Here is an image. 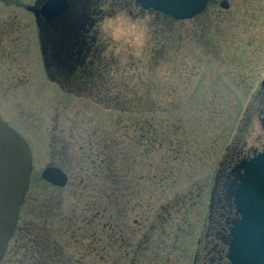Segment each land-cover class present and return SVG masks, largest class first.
Returning <instances> with one entry per match:
<instances>
[{"label": "rangeland", "instance_id": "1", "mask_svg": "<svg viewBox=\"0 0 264 264\" xmlns=\"http://www.w3.org/2000/svg\"><path fill=\"white\" fill-rule=\"evenodd\" d=\"M84 1L89 39L62 70L29 11L37 0H0V119L33 157L0 264H229L211 201L235 161L264 150V0H212L185 21ZM118 11L148 21L139 54L102 29ZM48 167L65 187L41 178Z\"/></svg>", "mask_w": 264, "mask_h": 264}, {"label": "water", "instance_id": "2", "mask_svg": "<svg viewBox=\"0 0 264 264\" xmlns=\"http://www.w3.org/2000/svg\"><path fill=\"white\" fill-rule=\"evenodd\" d=\"M142 8L153 10L174 20H191L203 13L208 0H134ZM227 8L226 3H221ZM67 0H48L38 11L52 20L66 13ZM264 85V83H263ZM244 173L236 186L234 204L241 215L231 230L228 248L231 264H264V153L244 162ZM33 157L25 139L7 122L0 119V263L3 261L18 225L21 207L29 190ZM41 178L63 188L67 175L59 168L48 167Z\"/></svg>", "mask_w": 264, "mask_h": 264}, {"label": "flooded vegetation", "instance_id": "3", "mask_svg": "<svg viewBox=\"0 0 264 264\" xmlns=\"http://www.w3.org/2000/svg\"><path fill=\"white\" fill-rule=\"evenodd\" d=\"M46 1L48 0H37V2L34 4V7L39 11ZM211 1L212 0H208V7ZM67 2H68V9L66 13L59 16L58 18H54L52 20H46L41 15H39L38 18H35L37 27L40 29L41 32H44L43 35L41 33V41H43L42 43L50 44L49 46L50 48H57L58 51L63 49L66 53L67 51L72 52L75 48H82V46L85 47V44L89 39L88 35L90 34V30H91L89 28L92 26L90 21L87 22L86 20V25H85L80 20L81 19L80 17L82 15L80 16L79 12H85V8H86L84 0H67ZM132 2H134L137 6H139L135 1ZM145 11L148 12L152 10H145ZM72 21L74 22L72 25L66 23ZM87 25L90 27L87 28L88 27ZM54 43H57L58 46L54 47L53 46ZM57 54L58 53L52 51L49 52L53 64H54V60L57 58ZM263 83H264V79H262L260 82V91L264 94ZM260 153L261 154L264 153V150L259 152V154ZM241 166L242 164H240V159L239 161H235L233 163L232 166L233 168L230 172V176L228 177L230 186H228V188L223 192V197H222L223 201L217 203L211 201L212 204H217L218 209L221 210L219 211L220 212L219 217L224 222L218 223L219 226L217 228L218 229L220 228V230L216 234L217 237L215 238L220 239L223 243L226 241V239L230 238V231H228L229 227L233 223H234L233 225H235L240 218L239 215L236 213L233 204L232 198H233L234 190H232V187L235 185L236 181L239 180L242 174ZM207 255H210V251L208 252ZM217 261L219 262L218 264L224 263L223 259L221 261V259L214 260V258L212 259L211 257L208 259L204 258L205 264H214Z\"/></svg>", "mask_w": 264, "mask_h": 264}, {"label": "clouds", "instance_id": "4", "mask_svg": "<svg viewBox=\"0 0 264 264\" xmlns=\"http://www.w3.org/2000/svg\"><path fill=\"white\" fill-rule=\"evenodd\" d=\"M102 7H107L106 4ZM104 33L115 43V51L127 48L136 54L148 39V21L133 20L126 12L118 11L115 15L106 17L102 22ZM259 127V120L256 121Z\"/></svg>", "mask_w": 264, "mask_h": 264}, {"label": "trees", "instance_id": "5", "mask_svg": "<svg viewBox=\"0 0 264 264\" xmlns=\"http://www.w3.org/2000/svg\"><path fill=\"white\" fill-rule=\"evenodd\" d=\"M154 13V12H153ZM157 14V13H156ZM160 15V14H159ZM160 16H162V15H160ZM86 20H87V18H86ZM48 48H50L49 46H48V44L46 43V45L43 47V50L45 51V54H46V56L47 55H49V52H48ZM83 50H85V49H83V48H75L72 52H68L67 51V53L63 50V49H61L60 51H58V55H60V56H58L55 60H54V64L52 63V61L51 62H49V64L51 63V64H53L54 66H57V65H59L58 66V68L59 69H62V70H65V68H64V65L65 66H69V65H71L74 61H73V57H75V55L73 56V54H79L80 55V53L79 52H81V51H83ZM69 53H71L70 55H69ZM68 56H67V55ZM70 56V57H69ZM48 61H49V59H47ZM75 60V59H74ZM49 66V65H48Z\"/></svg>", "mask_w": 264, "mask_h": 264}]
</instances>
